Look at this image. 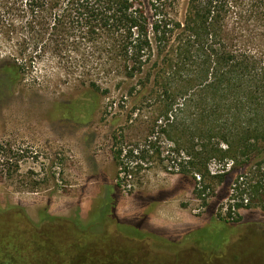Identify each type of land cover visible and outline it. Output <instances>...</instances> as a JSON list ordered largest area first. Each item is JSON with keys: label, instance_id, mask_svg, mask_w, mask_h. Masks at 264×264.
Wrapping results in <instances>:
<instances>
[{"label": "rangeland", "instance_id": "rangeland-1", "mask_svg": "<svg viewBox=\"0 0 264 264\" xmlns=\"http://www.w3.org/2000/svg\"><path fill=\"white\" fill-rule=\"evenodd\" d=\"M188 1L174 11L182 25L190 24ZM236 13L229 8L224 23L232 50L264 63V29L237 24ZM30 14L0 11V143L13 152L0 157V263L264 264V213L237 208L227 194L239 174L199 197L193 177L164 162L171 143L159 119L161 88L186 91L202 75L199 56L180 61L181 36L163 55L176 67L169 81L157 85L153 72L151 82L118 86L114 75L65 70L26 51ZM242 85L235 88L246 93ZM196 111L189 105L185 118ZM119 150L123 166L138 160L135 151H151L147 168L123 184Z\"/></svg>", "mask_w": 264, "mask_h": 264}, {"label": "trees", "instance_id": "trees-1", "mask_svg": "<svg viewBox=\"0 0 264 264\" xmlns=\"http://www.w3.org/2000/svg\"><path fill=\"white\" fill-rule=\"evenodd\" d=\"M176 5L177 0H0V11L31 13L26 51L31 49L40 59L51 55L65 70L80 68L96 78L114 75L118 86L151 82L153 72L157 85L169 81L176 67L163 55L181 36L180 61L185 57V65L199 56L202 75L186 91L175 94L161 88L158 101L166 104L159 105L163 107L159 119L171 143L164 162L172 161L180 174L192 176L199 197L239 174L230 184L229 200L237 208L255 207L264 213L263 58L236 53L234 39L224 32L229 8L237 10V24H260L264 29V0H189L188 25L175 18ZM149 67L157 71L146 74ZM166 67L167 77H161ZM256 73L258 78L251 80ZM98 82L92 81L91 88L98 89ZM239 84L246 93L235 88ZM191 104L197 111L194 119H187L184 114ZM11 152L0 143V157ZM149 153L135 151L138 160L126 166L120 161L122 151L114 153L122 184L147 168L144 154ZM213 162L221 169L212 172ZM232 208L230 204L229 216Z\"/></svg>", "mask_w": 264, "mask_h": 264}, {"label": "flooded vegetation", "instance_id": "flooded-vegetation-1", "mask_svg": "<svg viewBox=\"0 0 264 264\" xmlns=\"http://www.w3.org/2000/svg\"><path fill=\"white\" fill-rule=\"evenodd\" d=\"M1 264V263H0Z\"/></svg>", "mask_w": 264, "mask_h": 264}]
</instances>
